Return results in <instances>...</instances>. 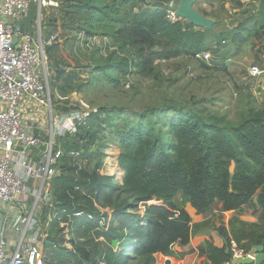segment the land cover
Returning <instances> with one entry per match:
<instances>
[{"label":"trees","instance_id":"obj_1","mask_svg":"<svg viewBox=\"0 0 264 264\" xmlns=\"http://www.w3.org/2000/svg\"><path fill=\"white\" fill-rule=\"evenodd\" d=\"M155 1V5L137 11L132 17L127 29L131 44L147 45L150 50L162 47L149 54L164 60L209 50L207 30H197L181 20L170 21L168 1ZM80 7L89 14L83 27L89 37L97 35L96 31L108 19L113 21L108 6H99L97 0H85ZM214 41L219 45L231 41L237 49L247 43L240 28L230 34L222 33ZM98 69L113 79L115 71L126 75L131 67L127 59H121ZM120 111H98L89 117L87 125L66 136L93 145L105 123L112 125L121 149L114 163L120 175L117 181L102 175V163H98L89 172L79 170L82 181L76 182V189L86 190L84 195H76L67 203L58 202L55 197L54 206L65 214L52 221L48 240L56 246L55 258L60 263L95 264L91 249L86 247L90 242L86 239L95 234L110 249L120 244L126 246L125 253L115 259L102 257L99 264H112L113 259V264H121V259L132 257L142 260L141 264H157L158 255L167 256L174 247H186L191 241L192 217L186 207L174 202L178 194L196 215L207 214L216 201L224 211H238L257 196L264 223V115L247 117L236 126H225L212 116L183 111L168 116V110L157 109L151 115L156 120L153 124L140 118L125 120L121 127ZM101 112L107 115L106 121L100 120ZM66 138L62 140L66 155L79 153L67 150ZM64 159L61 161L65 170ZM65 175L61 171L57 182H65L68 178ZM122 194L127 195V201H119ZM98 208L113 212L109 224L104 222L107 214ZM61 220L63 228H59ZM236 224L235 220L230 223L233 238L228 240L229 247L232 240H243L236 234ZM66 231L71 236L69 241L75 242L71 248L59 243L62 240L58 234ZM82 239L85 244L76 243ZM205 253L211 264H225L232 257L226 247L218 248L211 242L207 243Z\"/></svg>","mask_w":264,"mask_h":264},{"label":"rangeland","instance_id":"obj_2","mask_svg":"<svg viewBox=\"0 0 264 264\" xmlns=\"http://www.w3.org/2000/svg\"><path fill=\"white\" fill-rule=\"evenodd\" d=\"M56 1L59 6L46 17L49 28L46 34H53L54 37L51 50L46 52V57L49 88L62 98L54 101L57 111L61 114L68 115L82 112L83 109L88 110L83 108L80 102L97 112L121 110L119 123L121 127L124 126L125 120L135 121L140 118H144L146 124H153L156 120H153L151 115L155 114L157 109L168 111L172 109L168 116L176 111L212 116L222 120L221 124L225 126H236L247 117L264 115V75L253 78L249 73L252 65L257 64L264 69L263 0L196 1L194 8L204 17L215 21L211 30L194 27L197 30L208 31L209 50L204 53H209L211 57L204 61L185 54L164 60L149 54L151 50H162V47H153L150 50L147 45L131 44V38L127 37V29L132 17L137 11L155 5V0H97L99 6H108L107 12L112 14L113 21L110 22L108 19L102 29L96 31L97 35L94 37H89L83 31L89 15L80 7L81 2L85 0ZM167 1L170 10H177L181 2ZM30 13L32 20L37 19V4L31 6ZM42 13L46 14V10L44 9ZM44 20L45 18L38 19V23L40 21L44 23ZM6 21L10 24L15 23L11 18H6ZM20 25H23V21ZM237 28L241 29L246 38L248 50L242 51L245 44L237 49L231 41L220 45L214 41L220 34H230ZM29 32L34 36V32ZM121 59H127L131 67L126 75L115 71L113 79H110L98 69L108 62L111 65L116 64ZM106 119L107 115L101 112L100 120ZM66 139L67 150L80 152L75 157L66 155L64 159L66 167L64 170L63 166L62 171L66 173L67 180L62 183L57 182L55 178L47 185V189L54 190V199L56 197L58 202L67 203L73 201L76 195H84L86 190L76 189L78 186L76 182L82 181L79 170L89 172L98 163H102V175L111 176L115 181L119 180L120 171L114 163L121 149L112 125L105 123L93 145L74 137ZM32 184L33 182L30 185ZM119 201H127V195L122 194ZM174 202L179 207H185L187 203L179 194ZM55 206L53 208L48 206L45 212L42 210L40 214L41 224L46 231L43 250L47 264H62L55 258L56 246L48 240V230L52 221L65 214V212L61 214L60 208ZM98 209L107 214L104 222L109 224L113 212ZM234 220L237 222L234 226L236 234L243 239L242 241L236 239L240 250L244 253H256L258 249L264 248L262 239L264 223L261 217L256 222L234 218L230 223ZM59 223V228H63L65 225L63 220ZM58 238L62 240L59 242L62 243V247L71 248L72 244H75L69 241L71 236L67 231L58 234ZM86 240L90 241L86 247L91 249L95 264H99L102 257L112 256L115 259L126 252L124 244L110 249L95 234ZM86 240H76V243L85 244ZM176 253L172 250L167 256L158 255L157 264H173L170 260H173V257L178 258ZM121 262L141 264L142 260L132 257L121 259Z\"/></svg>","mask_w":264,"mask_h":264},{"label":"built area","instance_id":"obj_3","mask_svg":"<svg viewBox=\"0 0 264 264\" xmlns=\"http://www.w3.org/2000/svg\"><path fill=\"white\" fill-rule=\"evenodd\" d=\"M33 4L38 6L39 19L44 8L58 6L51 0H0V264H46L43 250L46 231L40 214L42 207H54L47 185L59 175L58 166L66 157L62 140L67 134L76 133L79 126L87 125L89 117L97 113L80 102L88 110L62 115L57 124L51 125L48 137L42 132L35 134L38 127L26 125L20 117V102L26 97L53 110L46 52L54 37H42L41 21L36 38L20 25ZM176 12V9L168 11L170 21L180 20ZM6 18L15 23H8ZM15 38L16 43L13 42ZM195 56L203 61L211 57L209 53ZM249 73L258 78L264 75V69L252 65ZM57 99L62 100L61 97ZM75 155L78 152L69 154ZM28 206L31 209L24 214ZM9 216L8 229L18 234L12 249L2 234ZM229 252L232 257L225 264H234L239 257H250L252 264H260L258 254L244 253L233 240Z\"/></svg>","mask_w":264,"mask_h":264},{"label":"crops","instance_id":"obj_4","mask_svg":"<svg viewBox=\"0 0 264 264\" xmlns=\"http://www.w3.org/2000/svg\"><path fill=\"white\" fill-rule=\"evenodd\" d=\"M55 3H59L56 0H51ZM264 1V0H263ZM261 2V1H260ZM57 6V7H58ZM55 7L44 8L46 14L42 13L41 20H44V23L41 22V33L44 39L52 37L53 34L47 35L46 32L49 30L48 23H46V17H49L50 12ZM43 9V10H44ZM31 12V10H30ZM38 17L37 19L31 18V13L28 17L23 19L22 27L26 31L34 32V37H38ZM25 24V25H24ZM249 45V44H248ZM247 45L245 44L242 47V51H246ZM51 48V47H50ZM49 48V50H50ZM52 100H53V110L50 107L40 104L39 102L31 98H23L20 102L19 115L22 118L23 122L26 125L35 124L38 128L35 130V134L42 132L46 137L49 136V131L52 124H57L61 120V112L57 111L54 101L60 96L56 91L50 89ZM2 108L0 107V110ZM48 111V113H47ZM36 150L35 153H37ZM59 175L63 169L62 161L58 166ZM58 175V176H59ZM52 195L54 202L56 201L53 197V189H49ZM181 195V194H180ZM188 209L189 214L192 217V236L191 241L186 247H174L172 250H175L178 255V258L173 257V260H170L173 264H211L206 257L205 248L208 242L213 243L218 248L226 247L229 251V239L232 237V231L230 227V221L234 218L244 219L247 221H258L259 217L262 216V209L259 207L257 198H254L252 202L238 211H224L223 206L220 202L216 201L212 209L205 215H196V211L191 208L193 213L189 211L188 205L185 206ZM43 212L47 207H42ZM184 208V207H181ZM31 207L28 206V210L24 214L29 213ZM11 218V216H9ZM6 221V220H5ZM5 223V222H4ZM4 225V224H3ZM230 237V238H229ZM7 241H9L10 248L12 249L15 246L18 234L12 229H8L6 234ZM10 249V250H11ZM258 254L260 264H264V248L258 249ZM166 259L164 260L165 263Z\"/></svg>","mask_w":264,"mask_h":264},{"label":"water","instance_id":"obj_5","mask_svg":"<svg viewBox=\"0 0 264 264\" xmlns=\"http://www.w3.org/2000/svg\"><path fill=\"white\" fill-rule=\"evenodd\" d=\"M197 0H181L179 7L177 9V16L180 20L186 21L188 25L193 26L195 28L200 29H207L211 30L214 25L215 21L210 20L200 14L195 8L194 5ZM17 39L13 40L16 43ZM49 48H47V51ZM11 221V218L6 219L3 225V240L6 241V234L8 231V226ZM253 260L250 257H239L236 258L234 264H252Z\"/></svg>","mask_w":264,"mask_h":264}]
</instances>
